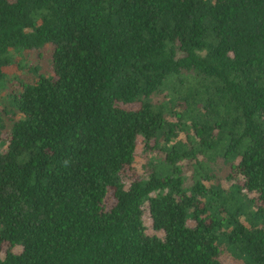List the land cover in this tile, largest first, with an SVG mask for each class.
Returning a JSON list of instances; mask_svg holds the SVG:
<instances>
[{
	"label": "trees",
	"instance_id": "1",
	"mask_svg": "<svg viewBox=\"0 0 264 264\" xmlns=\"http://www.w3.org/2000/svg\"><path fill=\"white\" fill-rule=\"evenodd\" d=\"M2 90L0 264H264V0H0Z\"/></svg>",
	"mask_w": 264,
	"mask_h": 264
},
{
	"label": "rangeland",
	"instance_id": "2",
	"mask_svg": "<svg viewBox=\"0 0 264 264\" xmlns=\"http://www.w3.org/2000/svg\"><path fill=\"white\" fill-rule=\"evenodd\" d=\"M5 71L7 73L8 79L10 80L13 78L14 75H18L21 73V71L16 70L14 66L6 68ZM4 94L5 93L2 90V92L0 93V97L3 96ZM128 107H131V106H128ZM0 109H1V105H0ZM6 136L7 135H4L3 137L6 138ZM137 142H138V145L136 147V151H135L136 155H135V160H134L133 165L138 169L139 172H142L144 161L146 160L147 155L144 154V151L142 148V138L140 136L138 137ZM4 147H5L4 145L0 144V149H3ZM143 222H144V225L146 226L147 234L149 235L156 234L158 236L162 235L160 231H154L152 229V223H151L152 221H151V218L147 210L144 211ZM190 224L192 225L191 222ZM220 257H221V260L226 264H244L242 260L233 257L226 249H222Z\"/></svg>",
	"mask_w": 264,
	"mask_h": 264
}]
</instances>
